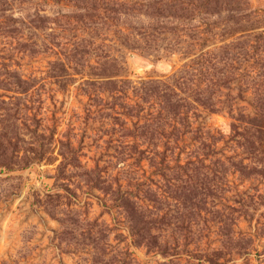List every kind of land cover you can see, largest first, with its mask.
<instances>
[{
    "label": "rangeland",
    "instance_id": "1",
    "mask_svg": "<svg viewBox=\"0 0 264 264\" xmlns=\"http://www.w3.org/2000/svg\"><path fill=\"white\" fill-rule=\"evenodd\" d=\"M220 2L0 0V264H264V0Z\"/></svg>",
    "mask_w": 264,
    "mask_h": 264
},
{
    "label": "trees",
    "instance_id": "2",
    "mask_svg": "<svg viewBox=\"0 0 264 264\" xmlns=\"http://www.w3.org/2000/svg\"><path fill=\"white\" fill-rule=\"evenodd\" d=\"M214 2L218 5L220 4V0H214ZM261 39H264V34H261ZM264 43V42H263ZM246 54V53H245ZM247 55V54H246ZM256 68L260 71V74H258L259 77H261V79H264V62H256L255 64ZM213 76V75H212ZM244 77V76H242ZM237 80H240V77H238ZM248 81L251 83L253 82V78L252 79H248ZM257 86V88H256ZM254 88L256 89L254 94H253V101L252 104L254 105L255 108V113L253 114L254 116H250L246 115V114H241V116H239V120L242 122L244 121L245 123H247L248 127L247 131L243 134V133H239L238 135L241 136L244 139V146L246 147V150L248 151V153L254 155L256 154V152H259L261 154L264 155V148L262 145H260V143L264 140V81H261L260 84L256 85V82L254 84ZM154 93V92H152ZM177 96V95H176ZM177 98V97H176ZM181 98H178V100H176V102L173 104L172 106V113L175 112L177 113L181 107L183 106L181 103ZM210 100V98H209ZM199 101H202L201 103H203V105H207L206 103L203 102V99L201 100L199 98ZM259 144L260 145V149L258 147H256V145ZM213 144H209L207 145L206 143L202 144V147L200 148L201 153L205 151V154H209L210 150L212 149ZM212 151V150H211ZM262 155V156H263ZM264 157V156H263ZM197 160V164L195 163H189L192 167V174H189L188 176L190 177L191 181L194 180V183L197 185L196 187L192 186L190 187V190L192 189V193H198V188L204 187L206 188V184L204 180H201L203 178L208 177L206 174H203L202 172V168L204 167L202 165V161ZM234 168L237 169L236 166H233ZM189 168V169H190ZM244 169H248V167H243ZM181 169H183L184 173H187L188 168L186 167H181ZM239 171L241 173H243V170H240L239 167ZM100 181V180H99ZM103 182V181H102ZM199 182V183H197ZM101 183V181H100ZM103 183H108L107 179L104 180ZM187 181H185L184 184H186ZM191 185V183H190ZM189 185V186H190ZM120 192V191H119ZM120 199H122L121 205L122 207L128 211V213L130 214H134L135 216H138V210H141L139 207H137V202L131 198V196H129L127 193L125 195V197H121ZM142 223H144L140 229L139 232H145L148 233L149 229H150V225L152 221L148 222L146 221L144 218L143 220H141ZM142 236H144L141 233Z\"/></svg>",
    "mask_w": 264,
    "mask_h": 264
}]
</instances>
